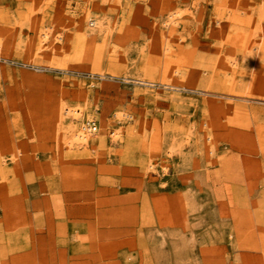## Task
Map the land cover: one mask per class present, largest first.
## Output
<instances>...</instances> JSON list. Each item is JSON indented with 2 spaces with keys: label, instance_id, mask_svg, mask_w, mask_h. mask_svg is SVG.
Segmentation results:
<instances>
[{
  "label": "rangeland",
  "instance_id": "rangeland-1",
  "mask_svg": "<svg viewBox=\"0 0 264 264\" xmlns=\"http://www.w3.org/2000/svg\"><path fill=\"white\" fill-rule=\"evenodd\" d=\"M0 264H264V0H0Z\"/></svg>",
  "mask_w": 264,
  "mask_h": 264
},
{
  "label": "built area",
  "instance_id": "built-area-1",
  "mask_svg": "<svg viewBox=\"0 0 264 264\" xmlns=\"http://www.w3.org/2000/svg\"><path fill=\"white\" fill-rule=\"evenodd\" d=\"M80 132L82 133H94L96 131V123L92 120H85L80 124Z\"/></svg>",
  "mask_w": 264,
  "mask_h": 264
},
{
  "label": "bare ground",
  "instance_id": "bare-ground-1",
  "mask_svg": "<svg viewBox=\"0 0 264 264\" xmlns=\"http://www.w3.org/2000/svg\"><path fill=\"white\" fill-rule=\"evenodd\" d=\"M65 112H68V109H65ZM73 112L77 114L80 113V110H75ZM74 137L78 140V143H85L86 135L84 133L80 132L79 134H75Z\"/></svg>",
  "mask_w": 264,
  "mask_h": 264
},
{
  "label": "crops",
  "instance_id": "crops-1",
  "mask_svg": "<svg viewBox=\"0 0 264 264\" xmlns=\"http://www.w3.org/2000/svg\"><path fill=\"white\" fill-rule=\"evenodd\" d=\"M98 168L102 169L103 171H108V169L112 170V167L106 165V166H97Z\"/></svg>",
  "mask_w": 264,
  "mask_h": 264
}]
</instances>
